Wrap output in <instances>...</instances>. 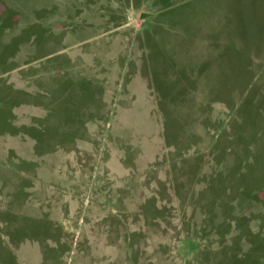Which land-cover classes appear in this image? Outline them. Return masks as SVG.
Segmentation results:
<instances>
[{
	"label": "rangeland",
	"instance_id": "1",
	"mask_svg": "<svg viewBox=\"0 0 264 264\" xmlns=\"http://www.w3.org/2000/svg\"><path fill=\"white\" fill-rule=\"evenodd\" d=\"M0 264H264V0H0Z\"/></svg>",
	"mask_w": 264,
	"mask_h": 264
}]
</instances>
